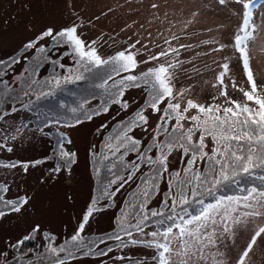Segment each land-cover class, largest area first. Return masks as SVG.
Listing matches in <instances>:
<instances>
[{
  "label": "snow or ice",
  "instance_id": "1",
  "mask_svg": "<svg viewBox=\"0 0 264 264\" xmlns=\"http://www.w3.org/2000/svg\"><path fill=\"white\" fill-rule=\"evenodd\" d=\"M216 2L223 6L228 0ZM234 2L241 8L242 26L233 34L231 49L244 70L247 87H237L229 76L231 56L226 57L218 65L220 71L211 84L215 90L212 103L189 98L175 87L177 69L184 64L180 59L182 51L193 47L179 43L182 37L175 33L165 37L162 44L153 45L159 51L151 54H146L150 51L147 44L137 47L139 40L107 54L96 40L86 41L80 32L81 25L74 21L60 28L46 27L28 40L18 55L0 59V122L20 110H32L39 101L63 92L69 85L83 82L90 84L87 95L70 108L72 119L63 122L74 127L109 113L112 106L126 111L130 106L125 99L127 92L147 86L144 103L105 135L101 151H95V145L89 149L93 164H103L111 175L101 193L104 199L113 202L110 206H114L115 195L121 189L139 180L115 219L118 230L84 240L90 219L102 210L97 196L82 214L75 232L63 243L54 245L56 236L43 232L49 254L55 257L65 254L64 259L54 264H67L68 259L81 253L96 257L99 264H107L103 258L112 260L111 253L134 247L149 249L152 254L143 259L118 255L115 260L121 264H149V260L152 264H250V253L264 236V223H257L264 220V188L253 186L245 188L241 195H217L228 184H238L241 175L251 177L255 169H264V81L258 82L254 76L249 52V42L256 31L249 23L252 0ZM151 7L155 10L159 5L153 3ZM197 15L194 12L191 20L184 21L185 34ZM202 44L211 46V52L229 48L228 43L217 37ZM145 55V59L140 58ZM22 60L26 67L16 73L15 66ZM46 64L51 70L41 77L40 71ZM141 65L149 66L137 72ZM9 74L11 80L7 78ZM226 79L232 85L231 93ZM237 91L239 97L235 95ZM92 100L98 103L89 107ZM153 115L157 116V123L149 133L151 139L145 143L135 132L137 129L148 132ZM107 127V123H102L96 131L101 133ZM22 131L23 126H16L5 132L0 138V149L12 152L13 147L5 141H15ZM209 137L215 144L210 152L206 151ZM65 144L70 145L71 140L61 134L56 148L57 164L50 170L53 173L70 172L77 160V153L68 150ZM174 152L180 153L185 165L183 178L176 181L174 178L181 177V172H170L168 164ZM130 154L135 159L129 160ZM198 162L206 164L202 171ZM40 163L0 161V168H20L27 173L29 167ZM142 167L148 171L141 172ZM94 170L99 176V169ZM165 173H168L167 190L158 208L149 207L153 198L160 195ZM9 187L0 184V218L20 213L30 201L27 194L6 198ZM40 232V225L35 224L29 234L9 247L19 250L33 238L31 233ZM241 232H250V238L232 255L235 239ZM0 256L7 257V252Z\"/></svg>",
  "mask_w": 264,
  "mask_h": 264
},
{
  "label": "rangeland",
  "instance_id": "2",
  "mask_svg": "<svg viewBox=\"0 0 264 264\" xmlns=\"http://www.w3.org/2000/svg\"><path fill=\"white\" fill-rule=\"evenodd\" d=\"M153 3L159 5L158 9H152ZM251 11L253 15L249 23L256 31L252 33L249 42L250 65L259 82L264 81V0H252ZM194 12H198V15L185 34L184 21L191 20ZM74 21L81 25L80 32L83 38L86 41L96 40L102 45L101 51L107 54L124 49L137 40L140 41L137 47L147 44L150 51L146 54H151L159 51V48H154L153 45L162 44L165 37L172 33L180 35L182 38L179 43L190 44L193 47L182 51L180 59L184 64L182 68L177 69L175 87L184 91L189 98L206 103L213 102L212 94L215 90L211 84L220 71L218 65L229 56H231L229 76L237 87L241 85L247 87L244 70L231 49L233 34L242 26L241 8L234 0H228L223 6L216 0H0V59L19 54L23 45L46 27L60 28ZM249 31L251 32V27ZM212 37L228 43L229 48L222 52H211V46H204L202 41ZM141 51L146 50L141 48ZM27 54L32 55L31 52ZM140 58L145 59L146 55ZM148 66L141 65L137 72ZM24 67L26 65L22 60L15 66V72L20 73ZM50 68V65L46 64L41 69L40 76L47 75ZM7 78L11 80L12 75L9 74ZM226 83H229L231 93L232 85L227 79ZM69 86L70 88L67 87L58 93L56 100L53 98V101L59 100L61 103L54 102V110L63 112L61 108L69 107L70 111L71 107L81 102L82 97L87 95L86 89L90 88V84L80 82L78 93L75 95L77 92L74 89L75 85ZM146 87L134 88L127 92L125 99H128L130 106L126 111L118 106H112L109 113L74 127H68L65 123L56 124L55 121H42L43 128L40 129L32 122L33 114L29 113V110H20L9 115L5 122H0V138L16 126L24 128L15 141H5L13 147V151L0 149V161H42L35 167H29L27 173L20 168L14 170L0 168V184L10 186L6 198L25 194L30 196L29 204L20 213H11L0 218V253L7 252V257L0 256V264L5 260L6 264H54L56 260L64 259L65 254H61L60 257L49 254L48 241L44 239L43 232L56 236L54 245L63 243L75 232L82 214L85 213L90 201L97 196H100L99 206L102 210L94 213L90 219L83 234L84 240L96 239L101 234L118 230L115 219L139 180L121 189L115 195L114 206H110L113 202L110 201L108 204V200L99 192L106 185V178L102 179L104 174L101 173L99 164H93L89 149L95 145V151H101L105 135L112 131L118 121L133 115L135 109L144 103ZM74 91L76 92L71 95L70 93ZM235 95L239 97L240 93L237 91ZM45 103L46 100H43L42 105ZM97 103L98 100H92L89 107ZM39 110L51 111L52 106L46 104ZM66 115L64 113V116L60 117L65 118ZM71 119H63L62 122ZM102 123H107L108 127L97 133L96 130ZM156 123L157 116L153 115L150 118L149 131L137 129L135 132L137 138H143L147 143L151 139L149 133ZM61 134L71 140V144H65V147L77 153V160L72 164L70 172L61 170L53 173L50 170L57 164L56 148ZM206 143L208 145L206 151L210 152L215 144L210 137ZM128 159H135L134 154H130ZM168 164L170 172H181V177L174 178V181L182 179L185 165L179 152H174L170 156ZM198 166L202 171L206 164L198 162ZM94 169H99V176ZM146 169L147 167H142L141 172ZM167 179L168 173H165L160 185V195L153 198L149 207H159L162 194L167 190ZM253 186L264 188V184L257 183L256 180L245 184L239 182L221 188L217 195H241L245 188ZM257 223H264V220H258ZM35 224L40 225V233H31L33 238L26 241L19 250L9 247L10 243L29 234ZM250 234L241 232L237 235L232 255H236L246 245ZM262 241L264 236L258 239L250 253V264H264ZM151 254L149 249L134 247L111 253L112 260L103 259L107 264H121L115 260L118 255L143 259L150 257ZM67 264H99V260L81 253L75 258L68 259ZM149 264H152L151 260Z\"/></svg>",
  "mask_w": 264,
  "mask_h": 264
},
{
  "label": "trees",
  "instance_id": "3",
  "mask_svg": "<svg viewBox=\"0 0 264 264\" xmlns=\"http://www.w3.org/2000/svg\"><path fill=\"white\" fill-rule=\"evenodd\" d=\"M16 55H18V54H16ZM68 87L70 88V86H68ZM78 87H79V83H77L74 86V89H76V91H77ZM76 91L71 92L70 94L73 95ZM58 93L56 94V97L55 96H52V98L49 97L47 99H42L41 101H39L36 104V106L32 110H29V113H32L33 114V121L32 122H34L35 127H38L40 129H42L43 128V124L41 123L42 121L43 122H47V121H56V120H59V121H61V123H63L62 122L63 119L72 118V113L68 109L69 107L68 108H61V110L63 112H60V110H57V111L54 110V107H53V103L54 102H58L59 104H61L59 100L53 101V98H55V100L57 99ZM77 93H78V91L76 92L75 95H77ZM65 95H66V92H65ZM43 100H46L45 105H42V101ZM46 104H47V106L50 104L52 106V110L51 111H46V112L40 111L39 108L45 107ZM64 113L67 114L66 117L65 118L60 117V116H64ZM97 164H99V166L101 167V173L104 174L102 179L104 180L106 178V184H107V181H108V179L111 178V175L108 172V170L106 168H104L103 164H100V163H97ZM147 171H148V169H146L144 172H147ZM262 177H264V169L257 168V169H255V174L253 176L249 177V176H246V175H241L238 178V180H239L240 183H244V184L245 183H249V181H255V180H256L257 183L260 182L261 184H264V181H263ZM231 184H234V183H231ZM250 184H252V183H250ZM99 192L102 193V190H100ZM219 192L220 191H218L217 194H219ZM209 200H211V198H209ZM109 202L110 201H107L108 204H109Z\"/></svg>",
  "mask_w": 264,
  "mask_h": 264
}]
</instances>
